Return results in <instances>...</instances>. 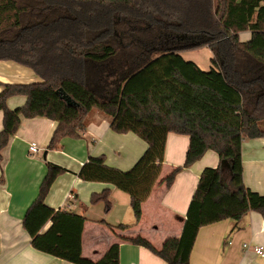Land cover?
<instances>
[{
    "label": "trees",
    "instance_id": "1",
    "mask_svg": "<svg viewBox=\"0 0 264 264\" xmlns=\"http://www.w3.org/2000/svg\"><path fill=\"white\" fill-rule=\"evenodd\" d=\"M244 32L250 33L247 41L240 40ZM200 48L212 54L206 71L180 54ZM0 61L18 63L40 79L1 85L0 162L21 118L55 122L46 147L54 150L64 138H80L86 115L97 110L110 118L113 132L133 133L147 148L126 171L108 167L104 156H90L78 177L126 193L135 223L160 175L169 133L189 141L183 165L163 179L166 188L207 151L218 156L220 164L199 176L180 238H168L160 248L139 236H116L118 242L144 247L166 264H189L201 227L230 220L235 229L249 212L264 221V195L244 186L241 158L244 140L264 137V0H0ZM14 96L26 101L9 109ZM222 161L228 163L227 185ZM63 172L47 164L23 217L31 246L72 264H119L118 242L97 261L84 258L86 219L45 205ZM90 202L109 211L108 189ZM134 225L106 224L111 231Z\"/></svg>",
    "mask_w": 264,
    "mask_h": 264
},
{
    "label": "crops",
    "instance_id": "2",
    "mask_svg": "<svg viewBox=\"0 0 264 264\" xmlns=\"http://www.w3.org/2000/svg\"><path fill=\"white\" fill-rule=\"evenodd\" d=\"M249 38L248 32L240 34L241 41ZM211 56V53H207V57L203 55V58L193 59L188 56L185 60L193 61L206 71L210 68ZM39 81L30 69L12 61H0V92L4 84ZM25 101L24 96H14L7 100L6 105L9 109H15ZM2 117L0 112V130ZM84 127L80 138H64L54 150H47L55 122L45 118H21L17 132L1 153L0 264H72L35 250L22 225L27 209L37 197L47 164L61 167L65 172L53 181L44 203L51 209L66 210L86 219L81 235V254L93 261L100 259L111 244L118 242L116 236H139L155 248H160L168 238H180L187 208L201 172L204 168H216L220 164L218 156L207 151L191 166L178 172L170 187L166 188L163 179L174 168L183 165L189 141L185 135L169 133L160 175L142 203L141 217L135 223L126 193L109 184L82 181L78 172L90 156H104L108 167L126 171L144 153L147 144L133 133L113 132L110 118L97 110H91L86 115ZM32 144L37 148L36 153L29 151ZM241 158L244 186L264 195V137L244 140ZM228 179V172L223 173V183L227 185ZM106 189L111 203L107 212L102 202H90L92 194ZM106 224L111 227L118 224L135 225L125 231H111ZM233 224L230 220H223L201 227L190 253L189 264H264V257L252 251L253 246L264 248V221L261 215L249 212L237 228L233 229ZM118 243L119 264H166L144 247L121 241Z\"/></svg>",
    "mask_w": 264,
    "mask_h": 264
},
{
    "label": "rangeland",
    "instance_id": "3",
    "mask_svg": "<svg viewBox=\"0 0 264 264\" xmlns=\"http://www.w3.org/2000/svg\"><path fill=\"white\" fill-rule=\"evenodd\" d=\"M207 53L209 54L211 52L207 48H200V49H196V50L184 51L182 54L184 56V59L188 58V56H191V58L194 59V57L203 58V55H205L207 57ZM204 60L206 61V59H204ZM209 65H210V63H209ZM262 126L264 128V125H262Z\"/></svg>",
    "mask_w": 264,
    "mask_h": 264
},
{
    "label": "built area",
    "instance_id": "4",
    "mask_svg": "<svg viewBox=\"0 0 264 264\" xmlns=\"http://www.w3.org/2000/svg\"><path fill=\"white\" fill-rule=\"evenodd\" d=\"M29 151H30L31 153H36V152H37V148H36V146L33 145V144L30 145V147H29ZM244 247H245V248H248L247 245H244ZM252 251H253V253H254L255 255L260 256V257H264V248H263V247H260V246H253V247H252Z\"/></svg>",
    "mask_w": 264,
    "mask_h": 264
},
{
    "label": "water",
    "instance_id": "5",
    "mask_svg": "<svg viewBox=\"0 0 264 264\" xmlns=\"http://www.w3.org/2000/svg\"><path fill=\"white\" fill-rule=\"evenodd\" d=\"M61 97H62V99L65 100V102L68 105H75V103L69 97L65 96L64 94ZM221 169H222L223 173L228 172V163L226 161L221 162Z\"/></svg>",
    "mask_w": 264,
    "mask_h": 264
}]
</instances>
